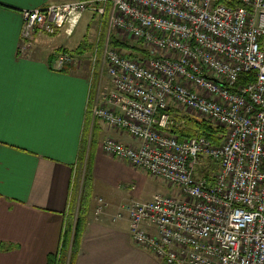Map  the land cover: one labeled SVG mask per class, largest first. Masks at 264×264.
<instances>
[{
  "label": "built area",
  "instance_id": "obj_1",
  "mask_svg": "<svg viewBox=\"0 0 264 264\" xmlns=\"http://www.w3.org/2000/svg\"><path fill=\"white\" fill-rule=\"evenodd\" d=\"M86 13L106 33L89 59L91 122L138 142L106 138L101 152L177 190L129 200L114 221L126 214L132 242L163 264H264V0H70L23 10L19 54L34 33L70 37ZM126 39L145 57L113 46ZM83 60L61 51L53 68ZM185 116L223 136L180 141L174 130Z\"/></svg>",
  "mask_w": 264,
  "mask_h": 264
},
{
  "label": "crops",
  "instance_id": "obj_2",
  "mask_svg": "<svg viewBox=\"0 0 264 264\" xmlns=\"http://www.w3.org/2000/svg\"><path fill=\"white\" fill-rule=\"evenodd\" d=\"M68 1L0 0V245L6 246L0 250V264H47L58 250L65 220L80 205L78 161L84 140L89 145L97 85H90L83 61L61 72L53 64L59 52L75 54L85 39L70 48L52 41L58 33L47 36L51 38L34 33L25 42L28 50L19 54L21 12ZM97 125L105 135L92 148L85 225L73 264H163L132 242L126 214L114 221L122 204L141 200L142 185L137 184L142 172L104 155L101 142H138L101 121ZM99 200L102 212L96 214Z\"/></svg>",
  "mask_w": 264,
  "mask_h": 264
},
{
  "label": "trees",
  "instance_id": "obj_3",
  "mask_svg": "<svg viewBox=\"0 0 264 264\" xmlns=\"http://www.w3.org/2000/svg\"><path fill=\"white\" fill-rule=\"evenodd\" d=\"M113 46H115L120 51L124 52V55L128 58H142L145 57V53L136 47H130L125 42L120 44L117 41L113 42ZM89 44L87 42H83L81 45L77 47L75 50L76 55H81L89 52ZM129 50V51H127ZM65 51V50H64ZM68 52V51H66ZM254 80V74L251 73L249 75H242L237 80V85L246 84L248 82H252ZM184 125L181 129L174 130V133L178 136V139L182 141L184 138H191L196 135L202 136L210 141L212 144H217L219 142V136H223V131L221 129L214 128L208 122L204 120L197 119L195 117H183ZM97 125L96 122H93L92 132L89 141V145L86 148L85 140L80 150V157L78 161V167L84 166V173L82 176V186L80 191V205L77 208L76 214L72 213L65 220L66 230L61 234L60 241H62V246L59 252L52 256H49L47 259V264H73L78 251L79 244L82 235V231L85 225V216H84V201L86 196H88V191L91 188V177H90V163L92 158V148L97 141L96 136ZM81 167V168H82ZM205 169V176L211 177V172ZM76 187V185H75ZM83 202L81 204V201ZM75 217V220H74ZM5 245H0V250H5ZM9 247V246H8Z\"/></svg>",
  "mask_w": 264,
  "mask_h": 264
},
{
  "label": "rangeland",
  "instance_id": "obj_4",
  "mask_svg": "<svg viewBox=\"0 0 264 264\" xmlns=\"http://www.w3.org/2000/svg\"><path fill=\"white\" fill-rule=\"evenodd\" d=\"M42 35V34H41ZM105 30L104 28L97 23L96 19L91 18V15L86 13L83 15L78 27L76 28L75 33H73V35H71L70 37H67L66 35L64 36L63 33H58L54 39L52 41L56 42V44H59L61 46L64 47H74V45L76 43H78L80 40L85 39V42H87L89 44V52L87 54H85V58L83 60V66L87 68L88 70V66H89V59L91 57H94V54L96 52V47H98V54H97V58L99 57V49L101 48V41H102V37L105 36ZM43 37L46 38H51V37H47L45 35H42ZM127 45H129L130 47H136V48H140L142 49V46L139 43H136L133 40L130 39H126L124 41ZM129 51V50H127ZM92 59V58H91ZM90 59V60H91ZM106 78H103V85H108L106 80ZM101 85V82H100ZM96 86V82L92 83V88H95ZM183 114L185 115V112H183ZM96 125L98 121H95ZM97 131H96V136L97 139H101L104 135L105 132L101 129L98 128L97 125ZM87 135H84V139H86ZM87 148V146H86ZM82 150V149H80ZM206 163V162H205ZM204 165V163H203ZM209 166V168L211 169V173L214 170V166L211 164H207V167ZM82 167V166H81ZM79 167L78 169V176H77V180H76V190L79 191L78 193H80L81 191V186H82V176L84 173V166L81 168ZM142 176H140V182L137 185H142V197L140 201H146L150 198H152L155 195H173V194H177V190L176 189H170L167 187V185L165 183H163L159 178H155L152 177L150 175H147L145 173L142 172L141 174ZM198 177V173H195L193 175V178H197ZM80 196V195H79ZM139 201V200H138ZM99 205H103V203H99ZM77 208L75 210L76 214ZM75 220V217H74Z\"/></svg>",
  "mask_w": 264,
  "mask_h": 264
},
{
  "label": "snow or ice",
  "instance_id": "obj_5",
  "mask_svg": "<svg viewBox=\"0 0 264 264\" xmlns=\"http://www.w3.org/2000/svg\"><path fill=\"white\" fill-rule=\"evenodd\" d=\"M3 103V53L0 49V113H2Z\"/></svg>",
  "mask_w": 264,
  "mask_h": 264
},
{
  "label": "water",
  "instance_id": "obj_6",
  "mask_svg": "<svg viewBox=\"0 0 264 264\" xmlns=\"http://www.w3.org/2000/svg\"><path fill=\"white\" fill-rule=\"evenodd\" d=\"M219 86L223 87L224 84L223 83H219L218 81H215Z\"/></svg>",
  "mask_w": 264,
  "mask_h": 264
}]
</instances>
